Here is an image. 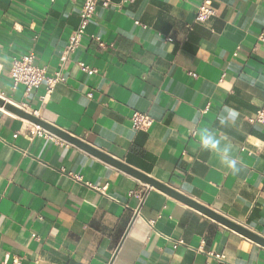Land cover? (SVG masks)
<instances>
[{"label": "crops", "instance_id": "crops-1", "mask_svg": "<svg viewBox=\"0 0 264 264\" xmlns=\"http://www.w3.org/2000/svg\"><path fill=\"white\" fill-rule=\"evenodd\" d=\"M111 1L65 55L84 0H0V96L264 237V0H213L205 23L203 0ZM29 53L65 77L46 98L11 88ZM29 124L0 109V262L264 264V248Z\"/></svg>", "mask_w": 264, "mask_h": 264}, {"label": "built area", "instance_id": "built-area-1", "mask_svg": "<svg viewBox=\"0 0 264 264\" xmlns=\"http://www.w3.org/2000/svg\"><path fill=\"white\" fill-rule=\"evenodd\" d=\"M132 2L133 0H124V2ZM213 0H203V3L198 7V12L195 17V21L197 23H205L208 21L213 15L214 11L211 9ZM112 5L111 0H84L81 8L79 9V26L78 28L72 33L71 37L68 39V44L66 47L65 55L72 53L75 51L80 42L82 41L85 31L90 23V21L95 17L98 8L108 9ZM136 26H145L140 25V23L135 22ZM96 42H99L98 39H93ZM259 40L263 41V35L259 36ZM100 45V44H99ZM79 67L84 72H89L90 69L86 67L84 64H79ZM2 74V69L0 67V77ZM9 77L11 80V88L12 90H16L19 86L24 87L25 94L29 95L31 91L37 87L44 86L45 89V96L44 98L48 97L56 87V85L65 82V77L61 71L55 73L52 77H47L45 69L37 67L35 65V56L33 53H29L27 55L22 56L20 59H14L10 63L9 67ZM0 98H3L0 96ZM4 99V98H3ZM8 101L7 99H5ZM12 103V102H11ZM14 104V103H13ZM20 109L29 112L25 105H17ZM30 113V112H29ZM36 115L35 113H32ZM131 127L134 131H147L153 124V120L146 114L135 112L130 118ZM253 122L257 124L264 125V111H258L256 113V117L254 118ZM30 125V129L25 131V134L28 138L33 137H42L47 138L49 140H57L56 137L52 136L48 132L44 131L43 129ZM62 145L63 142H59ZM100 192L104 194L105 188L100 189ZM154 222H150V226H153ZM183 241H177L174 243L173 248L176 249L178 246H183ZM215 259L221 261L223 257L221 255H213ZM0 264H20L18 259H6Z\"/></svg>", "mask_w": 264, "mask_h": 264}, {"label": "water", "instance_id": "water-1", "mask_svg": "<svg viewBox=\"0 0 264 264\" xmlns=\"http://www.w3.org/2000/svg\"><path fill=\"white\" fill-rule=\"evenodd\" d=\"M0 109L3 111L14 115L17 118H20L34 126H37L44 131L48 132L52 136L56 137L57 139L66 142L68 144H71L78 149L82 150L85 153H88L94 158H97L104 163L108 164L111 167H114L133 178L137 179L142 184L148 186L149 188L156 189L165 195L169 196L170 198L182 203L183 205L193 209L194 211L200 213L201 215L205 216L206 218L210 219L211 221L215 222L216 224L220 225L221 227L232 231L245 239L257 244L258 246L264 248V237L261 235L251 231L247 227L227 218L226 216L217 213L216 211H213L209 209L208 207H205L201 205L200 203L182 195L181 193L171 189L170 187L163 185L161 183H158L157 181L151 179L150 177L143 175L134 169H131L130 167L112 159L108 155L90 147L86 143L80 141L76 137L40 120L36 115L29 113L27 111H24L17 107L15 104L11 103L10 101H6L3 98H0ZM136 216V215H135ZM135 219V217H134Z\"/></svg>", "mask_w": 264, "mask_h": 264}, {"label": "clouds", "instance_id": "clouds-1", "mask_svg": "<svg viewBox=\"0 0 264 264\" xmlns=\"http://www.w3.org/2000/svg\"><path fill=\"white\" fill-rule=\"evenodd\" d=\"M203 143L206 145V146H209V141L208 140H204ZM214 146V145H212ZM233 166H234V162H233Z\"/></svg>", "mask_w": 264, "mask_h": 264}]
</instances>
